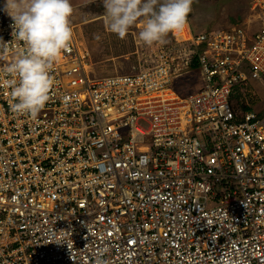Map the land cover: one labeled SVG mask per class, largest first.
<instances>
[{
	"label": "built area",
	"instance_id": "obj_1",
	"mask_svg": "<svg viewBox=\"0 0 264 264\" xmlns=\"http://www.w3.org/2000/svg\"><path fill=\"white\" fill-rule=\"evenodd\" d=\"M3 5L0 69L23 47ZM248 10L251 31L188 20L172 35L196 50L156 45L149 66L106 78L73 31L36 120L11 112L0 71V264H264V117L232 104L264 82V0ZM194 55L202 84L182 96L178 61Z\"/></svg>",
	"mask_w": 264,
	"mask_h": 264
},
{
	"label": "clouds",
	"instance_id": "obj_2",
	"mask_svg": "<svg viewBox=\"0 0 264 264\" xmlns=\"http://www.w3.org/2000/svg\"><path fill=\"white\" fill-rule=\"evenodd\" d=\"M194 0H103L108 30L124 39L141 25L139 40L147 47L165 45L172 33L184 31ZM4 11L12 20V37L23 47L0 71L8 88L11 112L36 120L54 89L52 70L73 40L71 0H5ZM8 42L0 40V60Z\"/></svg>",
	"mask_w": 264,
	"mask_h": 264
},
{
	"label": "rangeland",
	"instance_id": "obj_3",
	"mask_svg": "<svg viewBox=\"0 0 264 264\" xmlns=\"http://www.w3.org/2000/svg\"><path fill=\"white\" fill-rule=\"evenodd\" d=\"M0 2L5 3V0ZM71 2L75 9L72 16L74 33L79 46L89 53L90 58L86 61L89 64L90 78L133 74L139 68L153 63L151 49L156 45L147 47L139 40L140 24L130 29L124 39H120L106 27L103 0H71ZM248 4L249 0H194L188 20L197 32L216 28L221 31L240 28L251 31ZM165 45L170 55L185 56L189 52L187 45L174 43L170 35ZM187 60L186 57H181L178 61L182 75L177 77H183ZM188 74L189 78L193 79V84L187 86L190 87L189 90L184 87V92L193 94L202 84L201 73L197 74L196 70L190 69ZM242 91L244 105L264 117V82L251 81L246 88H242Z\"/></svg>",
	"mask_w": 264,
	"mask_h": 264
},
{
	"label": "trees",
	"instance_id": "obj_4",
	"mask_svg": "<svg viewBox=\"0 0 264 264\" xmlns=\"http://www.w3.org/2000/svg\"><path fill=\"white\" fill-rule=\"evenodd\" d=\"M190 24H191V22H190ZM191 26H192V24H191ZM192 29H193V27H192ZM205 31H206V32H210V33H212V32H220L221 30L218 29V28H216V29H207V30H203V31L197 32L196 30L193 29V32L196 33V34H198V33H202V32H205ZM170 37L173 38L174 43H177V42H175V39H174V37H173L172 34H170ZM181 45H182V44H181ZM185 45H186V44H185ZM188 45H189V46H188L189 52L197 49L196 46H195L194 44H190V43H189ZM177 46H180V45H177ZM204 46H205V45H202L200 48H201V49H205ZM189 52H188V53H189ZM188 53H187V54H188ZM186 58H187L188 60H187V66H186V70H185V73H184L183 77L178 78V79L176 78V80L174 79V82H173V88H174V90H175L177 93H179L180 95H182V96H187V95H190V94H191V93L186 94V93L184 92V87H186L187 90H189L190 87H187V86L190 85V84H193V79H190V78H189L188 71H189L190 69H193V70H196L197 74H198V73H201L200 70H199L200 65H199L198 56H197V55H194V56L186 57ZM247 72H248V74H251V71H250L249 69H248ZM200 80H201V79H200ZM232 104H233V108H234L235 110L241 109V110H243V111H245V112H247V111H251V108H250L249 106L244 105L245 103L242 102V99H241V98L233 99V100H232ZM241 110H240V111H241Z\"/></svg>",
	"mask_w": 264,
	"mask_h": 264
},
{
	"label": "bare ground",
	"instance_id": "obj_5",
	"mask_svg": "<svg viewBox=\"0 0 264 264\" xmlns=\"http://www.w3.org/2000/svg\"><path fill=\"white\" fill-rule=\"evenodd\" d=\"M190 219H192V220H194L193 218H190ZM237 251H239V250H241L240 248H238V249H236ZM71 255L73 256V254L71 253ZM84 260H86V259H84Z\"/></svg>",
	"mask_w": 264,
	"mask_h": 264
},
{
	"label": "crops",
	"instance_id": "obj_6",
	"mask_svg": "<svg viewBox=\"0 0 264 264\" xmlns=\"http://www.w3.org/2000/svg\"><path fill=\"white\" fill-rule=\"evenodd\" d=\"M180 75H182V74H181V73H179V76H180ZM177 76H178V75H177ZM177 76H176V78H179V77H177ZM200 86H201V85H200Z\"/></svg>",
	"mask_w": 264,
	"mask_h": 264
}]
</instances>
